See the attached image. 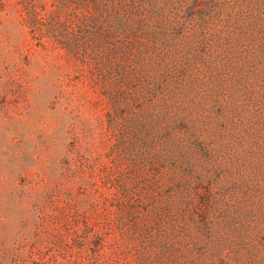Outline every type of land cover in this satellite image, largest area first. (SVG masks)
Returning a JSON list of instances; mask_svg holds the SVG:
<instances>
[{"label": "rangeland", "instance_id": "obj_1", "mask_svg": "<svg viewBox=\"0 0 264 264\" xmlns=\"http://www.w3.org/2000/svg\"><path fill=\"white\" fill-rule=\"evenodd\" d=\"M0 264H264V0H0Z\"/></svg>", "mask_w": 264, "mask_h": 264}]
</instances>
